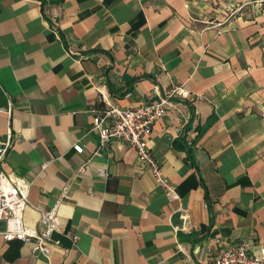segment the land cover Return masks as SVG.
<instances>
[{
	"label": "crops",
	"instance_id": "0c3cea01",
	"mask_svg": "<svg viewBox=\"0 0 264 264\" xmlns=\"http://www.w3.org/2000/svg\"><path fill=\"white\" fill-rule=\"evenodd\" d=\"M214 1L0 0V143L13 135L0 171L30 182L27 228H39L35 207L61 225L44 256L6 241L0 222V264H208L242 244L259 254L264 0ZM176 88L186 96L147 138L169 195L134 146L104 144L93 121Z\"/></svg>",
	"mask_w": 264,
	"mask_h": 264
},
{
	"label": "built area",
	"instance_id": "2783aa9c",
	"mask_svg": "<svg viewBox=\"0 0 264 264\" xmlns=\"http://www.w3.org/2000/svg\"><path fill=\"white\" fill-rule=\"evenodd\" d=\"M261 2L262 0H255ZM175 93L186 96L183 89L167 92L160 102H148L137 107L108 106L99 111L93 121V129L98 133L100 141L108 144L112 141H123L136 149L141 162H148L149 170L156 183L163 186L167 194H173L171 184L164 174L163 167L158 163L148 148V136L152 133L154 123L160 120L171 106V98ZM13 135L9 129L7 139L0 143V165L4 162L12 147ZM78 152L83 151L80 142L74 144ZM100 176H107L105 169H99ZM30 182L16 174L0 171V222H6L3 233L6 241L15 239L31 244L34 251L48 256L52 251V236L61 229L60 218L55 212L35 207L40 213L39 228H27L23 214L29 206ZM74 239H77L74 238ZM208 264H264V247L259 254L251 253L247 244L237 248H228L216 256Z\"/></svg>",
	"mask_w": 264,
	"mask_h": 264
},
{
	"label": "rangeland",
	"instance_id": "374dc122",
	"mask_svg": "<svg viewBox=\"0 0 264 264\" xmlns=\"http://www.w3.org/2000/svg\"><path fill=\"white\" fill-rule=\"evenodd\" d=\"M237 2H239V0H236ZM221 3L222 2H219V0H216V1H214V2H212L211 3V5L213 6V8H223L224 9V7H223V5H221ZM236 8V5H235V3H232L231 4V7H229V6H227L226 7V11H227V16H230L231 17V15H232V12L234 11V9ZM214 13H216L214 10H212L211 12H209V14L210 15H213ZM217 14V13H216Z\"/></svg>",
	"mask_w": 264,
	"mask_h": 264
}]
</instances>
